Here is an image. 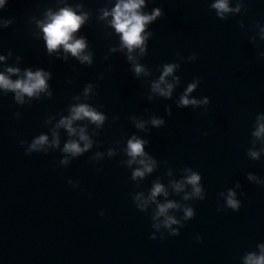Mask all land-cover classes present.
Wrapping results in <instances>:
<instances>
[{"label":"water","instance_id":"obj_1","mask_svg":"<svg viewBox=\"0 0 264 264\" xmlns=\"http://www.w3.org/2000/svg\"><path fill=\"white\" fill-rule=\"evenodd\" d=\"M115 2L7 0L0 8V56L5 57L0 72L18 67L20 75L26 69L51 73V96H25L20 104L14 93L0 90V264H242L246 252L259 254L264 243V138L252 135L264 115V0H231L229 7L240 3V11L224 19L210 8L214 0H146L142 11L160 7L164 15L146 30L152 35L145 54L132 53L148 73L139 76L126 49L112 51L120 40L108 25L111 18L100 19V10ZM65 5H81L89 14L77 36L87 40L90 65L70 54L65 60L62 51L49 55L41 39L37 21ZM192 55L197 59L188 62ZM166 64L179 65L166 78L176 85L171 98L151 91ZM196 79L201 83L189 98L208 97L209 105L179 107L180 96ZM82 103L106 120L101 128L87 119L74 122V128L86 129L93 146L72 157L62 150L79 137L57 125ZM133 118L145 128H137ZM152 118L164 124L153 127ZM54 133L58 147L25 154L41 135L51 144ZM133 135L148 141L144 151L156 161L152 173L136 180L132 172L139 165L129 167L124 151ZM64 159L67 165L60 163ZM188 169L201 176L203 200L192 195L190 185L181 192L173 186ZM249 173L256 179L250 181ZM155 183L164 186L167 197L157 196L140 212L135 197L147 199ZM230 190L241 202L238 212L225 208ZM168 201L180 206L169 215L184 226L176 237L161 228L166 238L157 234L152 240L156 204ZM188 207L195 215L184 221Z\"/></svg>","mask_w":264,"mask_h":264},{"label":"clouds","instance_id":"obj_2","mask_svg":"<svg viewBox=\"0 0 264 264\" xmlns=\"http://www.w3.org/2000/svg\"><path fill=\"white\" fill-rule=\"evenodd\" d=\"M231 0H214L210 4V8L216 11L217 16L220 19L225 18L226 13L239 12L240 3L237 4L235 8H230ZM7 0H0V8H3ZM146 6V0H116L114 7L111 9H101L102 15L100 19L105 20L107 18L108 25L114 29V32L119 36L120 47L119 49H112L115 51L127 50V59L133 62V71L139 76L141 73L147 75L146 69L137 64L134 60L132 53L139 49L141 55L145 54L147 50V41L149 36L152 35L151 32H147V28L150 24L160 19L164 13L160 7L154 8L151 13L142 11ZM89 14L82 10L81 5H77L76 8L65 5L60 7L56 11L49 10L45 18L42 21H37V27L40 29L41 39L44 42V46L49 55L54 53L63 52V58L66 60L69 56L76 58L82 64L92 63V54L87 51V40L85 37L77 36L81 28L85 25L88 20ZM8 22L4 23V27L7 26ZM264 32V28L261 29ZM264 57V53H261ZM183 60V57H180ZM197 59L196 55H192L187 58L188 62L195 61ZM5 61L4 56H0V62ZM178 64H166L163 68V73L159 77V80L152 83L151 91L154 94H158L164 98H171L173 89L176 86L174 83H169L167 77L172 76L174 70L178 68ZM21 70L18 67H7L3 72H0V90L5 92L14 93L15 100L23 104L25 96L28 98L36 97L38 98L41 93H46L51 96L48 92L47 81L51 78V73L44 70L32 71L31 69H26L23 75H20ZM19 76L18 79L13 80L11 76ZM173 81L179 82L178 77L173 76ZM201 81L199 79L194 80V82L189 83L186 91L180 96L177 104L179 107L192 106L196 108L201 105H209V98L205 97L202 99L189 98L190 94L197 88ZM92 85H88L84 94L87 96L92 90ZM151 99V97H149ZM169 115L171 110L169 109ZM87 119L90 123L94 124L96 128H101L106 120V116L98 112L95 108L89 104H76L71 107L70 114L67 117L60 119L57 128H64L70 137L78 136L79 140L70 139L63 148V152L69 154L72 157H78L83 153L87 152L93 146V141L86 135L85 128H74L73 124L76 121H81ZM133 122L136 123V127L143 130L145 124L142 122H136L133 118ZM153 127L159 128L164 124L163 119L152 118L150 121ZM208 133H205L207 135ZM51 144L48 143V137L41 135L35 138L30 145L25 150L26 155H31L33 152L46 151L47 147H58L59 139L55 138ZM256 138H264V115H260L257 118V130L252 133ZM81 142L83 147H81ZM148 143L147 140L138 138L133 135L127 141L126 149H124L126 155L129 157L127 164L131 167L133 164L139 165L132 172V179L144 178L146 174L153 172L156 167V161L144 151L145 145ZM24 146V142L21 141V147ZM109 156L114 155L113 151H109ZM253 158H258L259 153L250 152ZM61 164L67 165L69 161L64 159L60 162ZM188 175L181 180L179 183H175L173 186L176 192H181L184 190L185 185H190L192 187V195L203 200V188L200 184L201 176L199 173L188 169ZM248 179L250 181L255 180L256 177L249 173ZM69 185L76 189L78 183H74L72 180L68 181ZM237 188L240 187L239 184L236 185ZM163 194L167 197L168 193L165 188L160 183H155L152 187L151 193L147 199H144L142 194L135 197L134 203L135 207L140 211L144 212L149 202H156L157 196ZM223 195V194H222ZM190 197L185 196L184 199L188 200ZM179 205L175 202L168 201L162 204H156V211L152 217L154 223L152 227L155 232L151 235L150 239L156 240L157 234L161 240H164L165 232H161L160 229H166L167 235L171 237H176L180 235V229L183 228V223L177 220L173 216L169 215V211L173 209H179ZM225 208L231 209L233 212H238L241 208V202L237 199V194L235 191H229L225 197ZM221 211V209H218ZM101 217L104 216V212L99 213ZM194 209L191 207L184 209L183 220L188 221L194 218ZM163 218L160 221V218ZM160 221V222H156ZM173 225H178V228H173ZM197 241H200L199 235L196 237ZM259 254L255 251L246 252L242 256V264H264V243L258 245Z\"/></svg>","mask_w":264,"mask_h":264}]
</instances>
